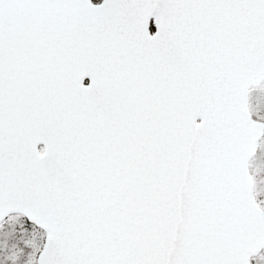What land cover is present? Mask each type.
Returning <instances> with one entry per match:
<instances>
[{
	"label": "snow or ice",
	"instance_id": "obj_1",
	"mask_svg": "<svg viewBox=\"0 0 264 264\" xmlns=\"http://www.w3.org/2000/svg\"><path fill=\"white\" fill-rule=\"evenodd\" d=\"M0 264H264V0H0Z\"/></svg>",
	"mask_w": 264,
	"mask_h": 264
}]
</instances>
